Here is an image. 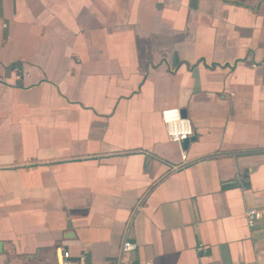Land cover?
<instances>
[{
  "label": "crops",
  "instance_id": "1",
  "mask_svg": "<svg viewBox=\"0 0 264 264\" xmlns=\"http://www.w3.org/2000/svg\"><path fill=\"white\" fill-rule=\"evenodd\" d=\"M58 248L264 264V0H0V264Z\"/></svg>",
  "mask_w": 264,
  "mask_h": 264
},
{
  "label": "built area",
  "instance_id": "2",
  "mask_svg": "<svg viewBox=\"0 0 264 264\" xmlns=\"http://www.w3.org/2000/svg\"><path fill=\"white\" fill-rule=\"evenodd\" d=\"M161 121L164 125L167 138L170 142L181 145L183 141L188 140L193 132L191 123L188 118L183 117L181 111L177 108H168L161 111ZM186 154L183 150L180 153V165L186 162ZM180 165H175L177 168ZM241 187H243L242 180L238 177ZM246 224L248 227H253L255 223L261 218V211L256 209H246L244 212ZM136 249V244L130 241H123L120 252L127 254ZM88 257V250L82 249L77 256H72L68 250L58 248L56 249L57 264H86ZM149 264V263H146Z\"/></svg>",
  "mask_w": 264,
  "mask_h": 264
},
{
  "label": "water",
  "instance_id": "3",
  "mask_svg": "<svg viewBox=\"0 0 264 264\" xmlns=\"http://www.w3.org/2000/svg\"><path fill=\"white\" fill-rule=\"evenodd\" d=\"M181 114H182L183 117H186V113H185L183 110H181ZM188 142H189V139L183 141V142H182V145L185 147V146L187 145Z\"/></svg>",
  "mask_w": 264,
  "mask_h": 264
}]
</instances>
